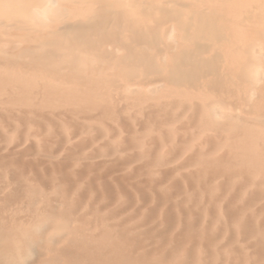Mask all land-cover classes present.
I'll return each mask as SVG.
<instances>
[{"label":"bare ground","instance_id":"6f19581e","mask_svg":"<svg viewBox=\"0 0 264 264\" xmlns=\"http://www.w3.org/2000/svg\"><path fill=\"white\" fill-rule=\"evenodd\" d=\"M0 264H264V0H0Z\"/></svg>","mask_w":264,"mask_h":264}]
</instances>
